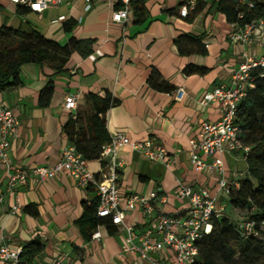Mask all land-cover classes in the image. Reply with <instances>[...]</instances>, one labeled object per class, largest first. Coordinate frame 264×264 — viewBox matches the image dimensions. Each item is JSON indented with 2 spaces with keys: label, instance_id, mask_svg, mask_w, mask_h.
<instances>
[{
  "label": "crops",
  "instance_id": "obj_1",
  "mask_svg": "<svg viewBox=\"0 0 264 264\" xmlns=\"http://www.w3.org/2000/svg\"><path fill=\"white\" fill-rule=\"evenodd\" d=\"M185 1L133 0L125 24L111 22L113 6L100 0L93 2L88 13L82 12L81 1L42 14L30 12L42 23L32 28L60 47L70 44L71 50L62 73L54 75L50 68L27 64L20 71V86L0 92V104L18 121L17 134L9 139L7 148L10 167L53 168L62 150L72 145L64 127L73 114L64 110V98L77 95V111L82 114L89 110V94H109L113 104L105 115L108 135L121 133L131 141L155 138L173 161L165 168L128 147L121 148L118 156L124 164L117 182L121 200L130 194L146 196L157 191L166 201H155V212L177 215L187 207L172 195L178 183L214 195L216 176L197 172L189 163V140L197 138L202 122H216L221 116L218 104L202 106L200 101L213 88L230 84L243 54L264 56V32L256 30L248 46L233 44L227 38L231 23L217 10L218 0H205L196 12L182 18L178 9ZM5 4L18 17L17 8L7 0ZM61 16L66 18L64 22L57 21ZM15 20V26L9 27H23L21 19ZM189 67L192 71L185 74ZM153 71L174 91L151 88L148 79ZM50 80L53 93L42 105L39 95ZM223 161L231 182L245 171L237 155L224 154ZM88 169L96 177L103 175L99 161L88 162ZM96 198L95 188L79 187L64 172L43 182L29 177L11 195L7 169L0 162V246L21 250L32 241L39 242L42 250L34 264L57 260L63 264H146L135 254L122 253L126 235L122 226L109 234L99 225V241L83 239L78 220L83 205ZM12 205L19 207L15 214L10 212ZM123 224L142 230L148 218L135 209L125 214Z\"/></svg>",
  "mask_w": 264,
  "mask_h": 264
},
{
  "label": "built area",
  "instance_id": "obj_2",
  "mask_svg": "<svg viewBox=\"0 0 264 264\" xmlns=\"http://www.w3.org/2000/svg\"><path fill=\"white\" fill-rule=\"evenodd\" d=\"M14 8H24L34 14H42L49 8L58 9L63 4L74 1L83 3L82 12L88 13L96 0H7ZM113 6L110 21L125 24L128 20L133 0H100ZM205 0H186L178 9V14L186 18L195 10L199 3ZM240 6L248 9L254 7L250 0H237ZM242 19V16H238ZM64 16L58 17V22H64ZM81 21L80 19L78 20ZM227 36L233 44L248 46L252 43L256 30L264 32V18H256L242 26L231 23ZM242 62L232 73L228 86L219 85L205 93L200 101L202 106L210 103L218 104L221 112L216 122H202L197 138L189 140V163L197 172H206L216 176V192L211 195L206 189H192L178 183L172 195L187 203L186 209L177 215H165L155 212V201L165 203L166 196L153 191L148 195L130 194L124 199L118 196V172L124 162L119 158L121 148L128 147L133 152L142 155L150 162H159L165 168L172 165L165 148L155 138L141 141H131L126 135L118 133L110 136L109 143L102 147L100 158L105 162L103 175L96 177L88 169V162L78 153L73 145L65 147L61 152L59 162L53 167L38 166L31 170L11 168L7 160L9 139L17 134L18 121L12 111L0 104V162L7 169V190L13 195L14 191L25 184L27 178L33 177L38 181H46L55 177L56 173L64 172L73 178L81 188H95L98 205L96 215L100 219H108L115 227L125 230L122 253L137 255L146 264H192L198 256L197 243L203 235L211 230L212 219L225 212V199L231 190L238 188L236 181L227 177L223 156L237 154L242 161L241 153L248 150L240 140V129L234 123L236 105L245 96L246 90L253 87L252 71H264V56L252 58L243 54ZM180 95V91L177 92ZM77 95L69 94L64 98V110L74 116L77 111ZM208 160V161H207ZM243 162V161H242ZM245 172V171H244ZM244 172L238 178L244 177ZM221 199H224L221 201ZM140 209L148 218L147 226L140 230L135 225L123 224L126 213ZM19 211L17 205H12L10 212ZM249 234L252 225H240ZM98 227L92 233L90 240L99 241ZM21 250H12L8 245L0 246V264H19ZM159 255V257H158ZM51 264H63L57 260Z\"/></svg>",
  "mask_w": 264,
  "mask_h": 264
},
{
  "label": "trees",
  "instance_id": "obj_3",
  "mask_svg": "<svg viewBox=\"0 0 264 264\" xmlns=\"http://www.w3.org/2000/svg\"><path fill=\"white\" fill-rule=\"evenodd\" d=\"M250 1L254 2L252 9L238 5L237 0H218L216 8L228 23L242 26L250 20L264 18V0ZM198 5L190 13L196 12ZM16 13L18 16H24L30 12L17 8ZM239 15L242 19L238 18ZM68 26L66 25L65 29H68ZM190 41L196 43L194 38H190ZM177 45L178 50L184 53L179 42ZM70 50V44L60 47L54 41L45 39L32 27L19 26L13 29L2 24L0 92L20 86V71L27 64L50 68L54 75L62 73ZM191 71L192 68L189 67L184 73ZM251 77L253 87L246 90L234 113V123L240 129L239 140L248 148L240 154L245 164V175L235 180L238 188L231 190L225 199L226 205L234 211L244 212L245 216L232 220L224 212L213 218L210 232L203 235L197 243L198 256L192 264H264V71H252ZM148 83L159 92L174 91L154 71L149 76ZM52 93L50 80L40 92L39 103L46 105ZM86 102L89 105L88 112L80 114L76 111L64 127V133L87 162L99 161L104 169L105 162L100 158L101 149L110 140L105 126V115L113 101L109 94L102 97L89 94ZM97 205V198L89 205L84 204L78 220L81 235L86 241L90 240L99 225L104 226L109 234L115 233V226L110 220L97 217ZM243 223L252 225L249 234L240 227ZM41 250L39 242H30L21 249L19 264H34Z\"/></svg>",
  "mask_w": 264,
  "mask_h": 264
},
{
  "label": "rangeland",
  "instance_id": "obj_4",
  "mask_svg": "<svg viewBox=\"0 0 264 264\" xmlns=\"http://www.w3.org/2000/svg\"><path fill=\"white\" fill-rule=\"evenodd\" d=\"M0 4H2L0 6V26L4 23L6 26H10V25H14L15 23V19L18 18V19H21L22 20V25H23V28H26V27H38L40 26L42 23L39 21H37L35 19V16L33 14H27V15H24V16H18V17H15L12 13H11V10L9 8V5L5 4V0H0ZM25 21H27L28 23H24ZM15 26V25H14ZM243 165V164H242ZM226 212L225 214L230 217L232 220H236L238 218H242L245 216V213L244 212H241V211H234L232 210L228 205H226Z\"/></svg>",
  "mask_w": 264,
  "mask_h": 264
}]
</instances>
